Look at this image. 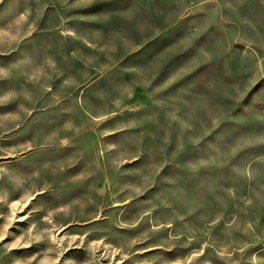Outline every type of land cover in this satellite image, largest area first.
I'll return each instance as SVG.
<instances>
[{
	"label": "rangeland",
	"instance_id": "obj_1",
	"mask_svg": "<svg viewBox=\"0 0 264 264\" xmlns=\"http://www.w3.org/2000/svg\"><path fill=\"white\" fill-rule=\"evenodd\" d=\"M0 264H264V0H0Z\"/></svg>",
	"mask_w": 264,
	"mask_h": 264
},
{
	"label": "snow or ice",
	"instance_id": "obj_2",
	"mask_svg": "<svg viewBox=\"0 0 264 264\" xmlns=\"http://www.w3.org/2000/svg\"><path fill=\"white\" fill-rule=\"evenodd\" d=\"M4 239V237H0V240H3Z\"/></svg>",
	"mask_w": 264,
	"mask_h": 264
}]
</instances>
